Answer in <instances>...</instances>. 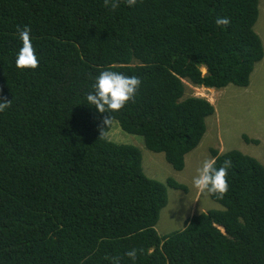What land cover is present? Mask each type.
<instances>
[{"label": "trees", "instance_id": "16d2710c", "mask_svg": "<svg viewBox=\"0 0 264 264\" xmlns=\"http://www.w3.org/2000/svg\"><path fill=\"white\" fill-rule=\"evenodd\" d=\"M259 0H0V264H264V166L238 150L220 208L159 235L167 189L145 175L138 147L108 138L116 122L144 147L185 166L214 113L194 87L246 88L263 57L254 31ZM230 23L218 27L215 20ZM31 29L39 57L19 70L18 28ZM111 69L141 85L123 109L98 113L86 101ZM108 119L107 121H105ZM105 121V122H104ZM247 144L259 140L243 135ZM136 249L132 260L125 255Z\"/></svg>", "mask_w": 264, "mask_h": 264}, {"label": "rangeland", "instance_id": "374dc122", "mask_svg": "<svg viewBox=\"0 0 264 264\" xmlns=\"http://www.w3.org/2000/svg\"><path fill=\"white\" fill-rule=\"evenodd\" d=\"M254 31L261 39L264 51V0H259ZM186 85L187 94L208 100L214 106V113L206 119L205 134L198 146L186 155V164L181 171L174 170L162 153L148 151L140 137L121 131L116 122L108 134L113 142L140 149L142 168L147 177L162 183L173 178L185 186L180 191L167 189V205L155 226L159 235L182 229L187 219L196 213L220 208L207 193H199L191 183L197 169L211 158V149L220 153L238 150L264 166V52L261 61L254 65L246 88L230 84L224 89L213 90ZM243 135L259 140V144L245 143Z\"/></svg>", "mask_w": 264, "mask_h": 264}, {"label": "clouds", "instance_id": "9594fccd", "mask_svg": "<svg viewBox=\"0 0 264 264\" xmlns=\"http://www.w3.org/2000/svg\"><path fill=\"white\" fill-rule=\"evenodd\" d=\"M137 2L138 0H123V3L129 8L135 7ZM119 3L120 0H105V6L110 4L112 9L117 8ZM229 23L230 20L227 17H218L215 20V24L221 29ZM17 32L21 46L15 53V66L19 70H35L39 65V57L32 42L31 29L24 26L18 28ZM140 85L141 80L138 76H126L120 72L105 69L94 77L91 91L86 95V101L98 113L118 112L135 97ZM9 107L10 101H0V112H4ZM231 167L232 160L229 158L225 159L222 166L217 168L216 161L211 155V158L205 160L202 166L197 169L196 175L192 177L193 188L201 194H214L217 198H223L229 190L227 176ZM125 255L135 260L137 251L132 249L127 251ZM110 264H119L118 258H111Z\"/></svg>", "mask_w": 264, "mask_h": 264}]
</instances>
